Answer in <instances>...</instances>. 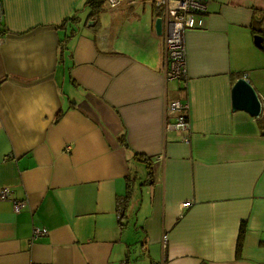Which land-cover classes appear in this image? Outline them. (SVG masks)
Returning a JSON list of instances; mask_svg holds the SVG:
<instances>
[{"label":"crops","instance_id":"obj_1","mask_svg":"<svg viewBox=\"0 0 264 264\" xmlns=\"http://www.w3.org/2000/svg\"><path fill=\"white\" fill-rule=\"evenodd\" d=\"M0 1V264H264V0H203L185 80L151 0Z\"/></svg>","mask_w":264,"mask_h":264},{"label":"built area","instance_id":"obj_2","mask_svg":"<svg viewBox=\"0 0 264 264\" xmlns=\"http://www.w3.org/2000/svg\"><path fill=\"white\" fill-rule=\"evenodd\" d=\"M124 0H106L108 7H115ZM152 4L159 8V18L161 19L162 29L164 31V75L167 79L185 80L186 71V53L184 44V33L187 29L201 26L202 14L206 11V5L203 0H151ZM3 9L0 1V23L2 21ZM1 41V38H0ZM184 105L174 102L170 105V110L183 109ZM188 126L185 117L181 116L174 124H168V128L184 129ZM69 149V147H67ZM10 189L2 187L0 189V199L9 198ZM184 203L183 206H187ZM24 206V201L13 200L12 207L18 212ZM47 234L45 228L33 227L31 240ZM163 242L166 241V235L162 236ZM122 264H128L123 261Z\"/></svg>","mask_w":264,"mask_h":264},{"label":"water","instance_id":"obj_3","mask_svg":"<svg viewBox=\"0 0 264 264\" xmlns=\"http://www.w3.org/2000/svg\"><path fill=\"white\" fill-rule=\"evenodd\" d=\"M154 28L157 34L161 32V19L156 18ZM262 37L255 36L256 45L260 46ZM233 108L243 109L252 116H259L262 107L260 99L253 86L245 79L244 76L238 78L232 88Z\"/></svg>","mask_w":264,"mask_h":264},{"label":"trees","instance_id":"obj_4","mask_svg":"<svg viewBox=\"0 0 264 264\" xmlns=\"http://www.w3.org/2000/svg\"><path fill=\"white\" fill-rule=\"evenodd\" d=\"M100 3L102 4V3H104L103 1H100ZM66 20H72V21H74V19H73V17H71V18H67ZM129 197V187H128V191H127V193H126V196H125V200L127 199Z\"/></svg>","mask_w":264,"mask_h":264},{"label":"rangeland","instance_id":"obj_5","mask_svg":"<svg viewBox=\"0 0 264 264\" xmlns=\"http://www.w3.org/2000/svg\"><path fill=\"white\" fill-rule=\"evenodd\" d=\"M261 27V31L264 32V23H262Z\"/></svg>","mask_w":264,"mask_h":264}]
</instances>
